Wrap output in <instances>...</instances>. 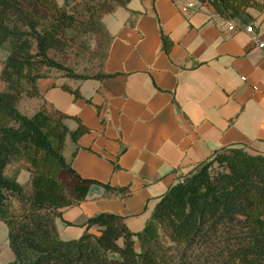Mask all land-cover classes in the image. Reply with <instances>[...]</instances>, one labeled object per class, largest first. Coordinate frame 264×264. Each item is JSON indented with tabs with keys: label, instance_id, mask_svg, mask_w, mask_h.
<instances>
[{
	"label": "crops",
	"instance_id": "obj_1",
	"mask_svg": "<svg viewBox=\"0 0 264 264\" xmlns=\"http://www.w3.org/2000/svg\"><path fill=\"white\" fill-rule=\"evenodd\" d=\"M189 3L193 8L182 11ZM245 12L243 21H228L196 0H130L102 18L110 37L102 73L113 77L37 80L30 116L45 104L88 128L76 143L65 138L62 155L81 179L101 184L57 211L59 240H78L88 219L108 213L123 219L138 253L136 235L160 197L214 152L264 156V49L245 32L251 27L264 42V6ZM161 34L173 43L168 54ZM64 124L77 127L73 119Z\"/></svg>",
	"mask_w": 264,
	"mask_h": 264
},
{
	"label": "trees",
	"instance_id": "obj_2",
	"mask_svg": "<svg viewBox=\"0 0 264 264\" xmlns=\"http://www.w3.org/2000/svg\"><path fill=\"white\" fill-rule=\"evenodd\" d=\"M109 1L116 5L103 2L100 8L105 14L125 8L130 0ZM196 1L209 4L228 21H243L246 9L264 6L256 0ZM74 25V16L56 0H0V49L6 47L8 52L0 75L5 84L0 92V221L7 228L13 255L8 264H264V156L238 148L214 152L160 197L136 235L138 253L123 219L108 213L88 219L78 240L58 239L57 211L82 202L91 186L101 185L81 179L62 155L66 137L76 143L89 129L56 110L40 106L28 117L17 106L22 95L40 96L36 82L45 78L42 66L64 69L47 52L63 50V37ZM99 31L110 41L104 26L99 25ZM172 45L161 34L166 54ZM66 75L76 82L114 76ZM60 88L80 98L77 89ZM67 119L76 121L74 130L65 126ZM12 162L25 164L28 192L16 174H6ZM92 227L98 235L87 232ZM162 233L170 243L166 248L161 246Z\"/></svg>",
	"mask_w": 264,
	"mask_h": 264
},
{
	"label": "rangeland",
	"instance_id": "obj_3",
	"mask_svg": "<svg viewBox=\"0 0 264 264\" xmlns=\"http://www.w3.org/2000/svg\"><path fill=\"white\" fill-rule=\"evenodd\" d=\"M56 2L59 7H62L65 11L74 16L75 25L70 30H67L63 37V42L65 44L63 50H50L47 52V57L51 61L62 66L64 69L59 70L42 66L41 69H39L40 74L45 77L52 76L56 79L62 78L69 81L75 80L67 77L66 73L90 78L100 74L102 72L105 51L109 44V38L99 31V25L103 27L102 18L105 15L100 6L103 2H107V5H116V1L56 0ZM95 12H98V20L95 18ZM7 54L6 47L0 49V75ZM4 90L5 84L0 78V92ZM32 102L33 101H29L28 97L22 95L17 109L21 113L30 116L31 114L29 113L34 110L33 104H31ZM40 106L45 107V104H41ZM24 168V163L12 162L7 167L6 174H16L19 178H24L22 180L16 178V180L22 185L23 190L28 192L29 180ZM11 201L13 210H16L17 203L12 198ZM161 235V246L166 248L170 243L163 233ZM12 259L13 255L7 241V228L4 223L0 221V264H8Z\"/></svg>",
	"mask_w": 264,
	"mask_h": 264
},
{
	"label": "built area",
	"instance_id": "obj_4",
	"mask_svg": "<svg viewBox=\"0 0 264 264\" xmlns=\"http://www.w3.org/2000/svg\"><path fill=\"white\" fill-rule=\"evenodd\" d=\"M193 4L189 3L186 6L181 8L182 11H186L187 9H192ZM227 29L232 31L234 29V24L232 22H228ZM245 32L251 36V40L257 43V48L264 49V42H258V39L253 35V31L251 27H246Z\"/></svg>",
	"mask_w": 264,
	"mask_h": 264
}]
</instances>
